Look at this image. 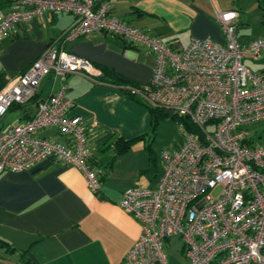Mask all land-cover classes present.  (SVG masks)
I'll list each match as a JSON object with an SVG mask.
<instances>
[{
  "label": "built area",
  "instance_id": "built-area-1",
  "mask_svg": "<svg viewBox=\"0 0 264 264\" xmlns=\"http://www.w3.org/2000/svg\"><path fill=\"white\" fill-rule=\"evenodd\" d=\"M210 1L224 42L192 38L178 50L117 18L112 0H12L0 16L1 40L43 13L73 15L72 23L0 88L1 127L11 107L34 98L43 77L51 85L29 118L0 128V173L51 159L78 169L88 189L99 191L102 171L91 163L86 125L66 96L69 75L102 74L65 46L95 32L153 53L150 81L123 87L146 105L172 110L197 127L185 130L177 147L162 149L165 168L155 186L122 192L119 204L139 222L140 233L121 264H169L164 244L172 236L183 242L187 264H264V143L252 145L246 129L264 119V74L244 64L247 55L264 52V38L239 43L238 12ZM44 129H54L66 141L38 135Z\"/></svg>",
  "mask_w": 264,
  "mask_h": 264
},
{
  "label": "crops",
  "instance_id": "crops-1",
  "mask_svg": "<svg viewBox=\"0 0 264 264\" xmlns=\"http://www.w3.org/2000/svg\"><path fill=\"white\" fill-rule=\"evenodd\" d=\"M222 10H235L236 36L241 44L264 38V0H214ZM12 0H0V16ZM112 12L131 27L149 31L175 49L192 38L222 43V27L210 0H112ZM73 21L70 13H43L19 25L17 35L0 40V85L23 72ZM66 49L102 71L98 78L71 74L66 96L74 103L87 128L92 165L104 172L97 193L82 173L65 163L46 159L30 169L0 173V264H121L140 233L139 222L119 201L128 187H153L164 172L161 151L151 132L149 108L127 94L123 85L150 81L155 55L105 32L69 42ZM244 64L264 74V52L247 55ZM111 70L119 78L103 77ZM125 83V84H124ZM50 80L43 77L36 98L11 107L1 129L29 118L38 100L49 95ZM246 127L252 145L264 143V131ZM254 128V129H253ZM38 135L60 142L66 137L54 129ZM129 142L120 152L118 142ZM168 141L165 148L178 144Z\"/></svg>",
  "mask_w": 264,
  "mask_h": 264
},
{
  "label": "rangeland",
  "instance_id": "rangeland-1",
  "mask_svg": "<svg viewBox=\"0 0 264 264\" xmlns=\"http://www.w3.org/2000/svg\"><path fill=\"white\" fill-rule=\"evenodd\" d=\"M172 114H166V116H160L158 119L157 130H156V144L161 148L168 141L178 143L177 147L183 136L185 128L182 126L181 122L177 116L172 117ZM175 115V114H174ZM259 131H264V122H261L254 126ZM5 128H8L5 125ZM209 130L213 129V125L207 127ZM254 129V128H253ZM164 147V148H165ZM168 148V147H167ZM217 193V191H216ZM183 242L178 236H172L169 241H165L164 252L167 256L169 264H187L182 252Z\"/></svg>",
  "mask_w": 264,
  "mask_h": 264
},
{
  "label": "trees",
  "instance_id": "trees-1",
  "mask_svg": "<svg viewBox=\"0 0 264 264\" xmlns=\"http://www.w3.org/2000/svg\"><path fill=\"white\" fill-rule=\"evenodd\" d=\"M103 73H104V75H103L104 78L105 77L107 78V76L112 77V79H115L114 83L118 84L119 78H116V76L114 77L113 74L115 75V73H113L111 70H107V69L103 70ZM0 88H1V85H0ZM127 94H129V93H127ZM35 98H36V95L32 99H35ZM146 106L149 108V112L151 115V132H152V135H154V133H156V130H157L158 119L160 118V116H166V112L164 109H161V108L151 107L149 105H146ZM171 116L174 117L177 115L175 114V115H171ZM177 118L179 119L178 121L181 122V124L185 128V130L191 131V132L197 131V127L187 117H178L177 116ZM115 142H118L120 152L126 150L127 147L129 146V142H123L122 143L119 140H115ZM103 177H104V172H102L100 174V177H99L100 183H101Z\"/></svg>",
  "mask_w": 264,
  "mask_h": 264
},
{
  "label": "water",
  "instance_id": "water-1",
  "mask_svg": "<svg viewBox=\"0 0 264 264\" xmlns=\"http://www.w3.org/2000/svg\"><path fill=\"white\" fill-rule=\"evenodd\" d=\"M165 112H166V114H172V115H174V114H175V112H174V111H172V110H166Z\"/></svg>",
  "mask_w": 264,
  "mask_h": 264
}]
</instances>
